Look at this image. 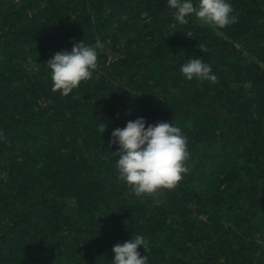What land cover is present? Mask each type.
Wrapping results in <instances>:
<instances>
[{
	"label": "trees",
	"instance_id": "trees-1",
	"mask_svg": "<svg viewBox=\"0 0 264 264\" xmlns=\"http://www.w3.org/2000/svg\"><path fill=\"white\" fill-rule=\"evenodd\" d=\"M228 2L218 29L167 0H0V264H111L135 235L148 264H264V0ZM98 40L92 78L54 92L45 63ZM192 57L215 83L183 77ZM138 117L186 136L174 189L120 180L111 133Z\"/></svg>",
	"mask_w": 264,
	"mask_h": 264
},
{
	"label": "clouds",
	"instance_id": "clouds-1",
	"mask_svg": "<svg viewBox=\"0 0 264 264\" xmlns=\"http://www.w3.org/2000/svg\"><path fill=\"white\" fill-rule=\"evenodd\" d=\"M168 7L174 10L175 20L181 24L189 23L194 15L205 24L218 29L238 22L234 9L228 0H167ZM102 44L98 40L95 47L84 42L73 44L71 51L55 53L45 64L50 70L52 90L61 95H69L81 82L92 78L97 68L98 52ZM203 53L207 49L201 45ZM187 81H208L215 83L217 77L210 64L201 57H192L180 67ZM105 126L102 129L104 131ZM3 133L0 132V138ZM187 138L180 127L172 122L148 123L143 117L129 120L125 127L116 128L111 133L109 147L116 145L112 153L116 159L119 178L129 186L135 196L154 195L161 189H174L190 169L186 161L190 157ZM147 253L148 244L143 235L132 236L124 243L112 248L111 264H148L149 256H142L138 248Z\"/></svg>",
	"mask_w": 264,
	"mask_h": 264
},
{
	"label": "rangeland",
	"instance_id": "rangeland-1",
	"mask_svg": "<svg viewBox=\"0 0 264 264\" xmlns=\"http://www.w3.org/2000/svg\"><path fill=\"white\" fill-rule=\"evenodd\" d=\"M14 2H18L19 0H13ZM108 59H111V56H109V58Z\"/></svg>",
	"mask_w": 264,
	"mask_h": 264
}]
</instances>
